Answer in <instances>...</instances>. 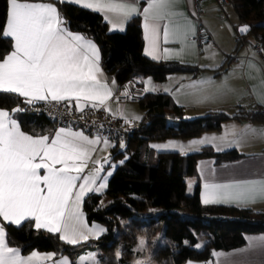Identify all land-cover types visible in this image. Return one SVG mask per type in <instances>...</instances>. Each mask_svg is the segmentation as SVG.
Returning <instances> with one entry per match:
<instances>
[{"label":"crops","instance_id":"0c3cea01","mask_svg":"<svg viewBox=\"0 0 264 264\" xmlns=\"http://www.w3.org/2000/svg\"><path fill=\"white\" fill-rule=\"evenodd\" d=\"M63 1L98 10L111 31L123 30L128 17L139 15L146 57L197 66L194 72H170L160 82L148 75L139 78L145 92L168 94L186 117L206 110L231 114L264 105V62L252 50L253 39L241 45L234 42L237 17L227 0L223 7L219 0L199 1L203 25L200 43L194 39L192 0ZM3 34L11 39L12 49L0 59V90L28 101H66L76 110L87 104L101 105L131 126L143 114L138 102L124 104L112 98L116 84L101 66L98 45L69 30L53 0H7ZM132 115L138 118L131 120ZM167 138L178 145L172 151L181 154L204 145L217 152L235 149L240 154L235 159H197L196 176L188 175L191 180L186 182V193L191 194L198 182L199 200L204 205L264 212V121L230 118L195 136ZM120 143L122 139L100 138L68 126L30 134L11 112L0 108V264H71L64 253L22 252L9 245L2 222L18 225L29 219L35 228L58 233L72 244L104 232L102 223L86 220L82 203L88 193H98L93 188L99 180L98 168ZM152 210L158 213L161 209ZM203 243L194 247L200 249ZM104 249L85 250L74 258V264H102ZM135 252L130 264L142 257ZM183 264H264V232L246 233L238 248L212 250L211 262L188 259Z\"/></svg>","mask_w":264,"mask_h":264},{"label":"trees","instance_id":"16d2710c","mask_svg":"<svg viewBox=\"0 0 264 264\" xmlns=\"http://www.w3.org/2000/svg\"><path fill=\"white\" fill-rule=\"evenodd\" d=\"M227 1L237 17L234 26L241 23L250 26L245 35H240L236 45L244 44L251 35L252 50L264 62V0ZM53 2L69 30L96 42L101 66L116 85L147 75L160 82L170 72L198 69L187 63L154 61L146 57L142 53L139 15L128 17L123 30L111 31L98 10L76 2ZM6 14L7 0H0V59L12 49L11 39L3 34ZM40 102L0 90V108L11 112L20 127L30 134H41L57 127L35 109ZM138 103L143 114L129 129L120 127L122 149L116 144L111 151V158L124 156L123 160L108 177L103 193L91 192L83 199L86 220L102 223L104 232L97 238L72 244L62 240L58 233L35 228L29 219L18 225L2 222L9 245L19 247L22 252L36 249L64 253L71 258V264L81 252L105 246L100 255L102 264H125L136 254L134 245L138 235L147 234L152 256L158 264H183L188 259L211 262L212 250L238 248L244 244L246 233L264 232V212L233 205H204L199 200L198 182L191 194L186 193L185 177L196 176L197 159L204 156H212L216 162L235 159L240 155L235 149L217 152L204 145L195 152L181 154L156 152L149 144L155 139L195 136L204 130L218 128L223 120L230 118L264 121L261 115L254 109H240L231 114L206 110L186 117L181 106L168 94L153 91H146ZM151 208L161 210L155 213ZM161 224L163 242L157 243L152 237ZM197 233L204 237L200 249L194 247Z\"/></svg>","mask_w":264,"mask_h":264},{"label":"built area","instance_id":"2783aa9c","mask_svg":"<svg viewBox=\"0 0 264 264\" xmlns=\"http://www.w3.org/2000/svg\"><path fill=\"white\" fill-rule=\"evenodd\" d=\"M200 0H192L193 7L191 16L195 22V36L197 43L202 40L203 25L200 20L201 9L199 7ZM226 0H219V6L226 5ZM234 42L240 39V34L237 32L233 35ZM254 49L257 51L258 47ZM145 95V90L138 78H131L120 85H116L112 98L119 103H137ZM35 109L50 120L57 127L68 126L77 127L85 132L98 135L100 138L120 139L122 137V126L124 129H129L130 124H124L119 116H115L107 112L101 105L87 104L80 110L74 109L68 102L60 100H46L38 103ZM264 119V105H255L253 107Z\"/></svg>","mask_w":264,"mask_h":264},{"label":"rangeland","instance_id":"374dc122","mask_svg":"<svg viewBox=\"0 0 264 264\" xmlns=\"http://www.w3.org/2000/svg\"><path fill=\"white\" fill-rule=\"evenodd\" d=\"M247 39L252 41V36H247ZM128 106H133L137 109L138 106L128 104ZM131 120H135L138 118L137 115H132ZM173 138H165L164 140L161 139H155L150 140L149 144L150 146L157 152V151H172L171 148L178 147L177 143L174 142L175 140H172ZM119 148L122 149V143H120ZM123 160V157L117 156L115 158H111L110 156L105 159L104 162H102V166L99 167L97 173H99V180L96 181L93 184L94 190H96L98 193H103L104 189L106 188V176H109L112 171L115 169L116 165L120 163ZM95 166L91 168V170H95ZM186 182L191 180L190 176L185 177ZM187 192H190L189 187H187ZM149 209V208H148ZM154 208H151V210ZM154 210H152L153 212ZM156 213V212H155ZM154 214V213H153ZM114 219H117V216H113ZM156 221V219L154 220ZM102 225V224H99ZM103 226V225H102ZM152 241L157 243L163 242V225H159L154 233V236L152 237ZM204 237L201 233H197V241L196 244L203 243ZM136 249V250H135ZM135 251H139L141 254V259L137 260V263L133 264H156V260L153 258L151 254V249L149 247V238L147 234L139 235L138 240L136 243V246H134ZM132 259H129L126 264H130L129 261Z\"/></svg>","mask_w":264,"mask_h":264},{"label":"water","instance_id":"95a60500","mask_svg":"<svg viewBox=\"0 0 264 264\" xmlns=\"http://www.w3.org/2000/svg\"><path fill=\"white\" fill-rule=\"evenodd\" d=\"M250 29L249 24L247 23H241L236 26V31L240 35H245Z\"/></svg>","mask_w":264,"mask_h":264}]
</instances>
